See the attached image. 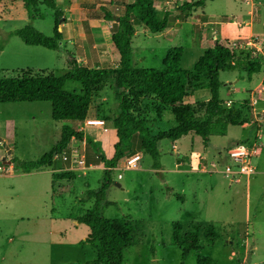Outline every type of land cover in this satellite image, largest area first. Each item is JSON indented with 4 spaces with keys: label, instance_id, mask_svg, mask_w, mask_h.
Segmentation results:
<instances>
[{
    "label": "rangeland",
    "instance_id": "obj_1",
    "mask_svg": "<svg viewBox=\"0 0 264 264\" xmlns=\"http://www.w3.org/2000/svg\"><path fill=\"white\" fill-rule=\"evenodd\" d=\"M197 1L154 0L160 16L169 14L167 33H150L134 24L131 53L136 67L161 68L167 49L177 46L183 49L181 66L192 71L198 57L212 47L216 35L222 45L249 54L259 62L260 69L251 76L238 70L220 72L221 104L241 108L240 125H229L224 135L212 129L206 143L194 133L176 141H157L158 168H153L149 155L139 152L122 157L111 169L101 212L107 218L131 220L138 238L136 245L124 249L122 264H180L182 249L171 244L175 222L180 223L182 233L192 225L201 230L213 225L218 233L214 243L200 236V249L190 251L183 264H197L199 257H210L211 264H264V83L252 90L264 73V0H202L200 5H193ZM117 2L37 0L42 17L31 21L22 0H0V77H14L23 70L60 76L71 69L70 54L89 68L115 65L118 55L110 40L113 21L105 20L104 15L108 9L113 15L119 14L122 3ZM184 2L192 6L179 9ZM57 13L64 16L59 19L64 22L58 50L25 45L17 36L9 35L30 24L51 36ZM250 19L255 21V34L246 36L238 27L237 32H229L234 38L231 41L214 32L219 25L210 22L204 28L200 26L207 21H228L236 26ZM248 42L256 43L260 50ZM193 81L182 103L201 115L207 98L202 86L207 78L201 75ZM230 81L235 82L228 84ZM114 83L110 77L103 84L92 98L97 117L83 122L53 120L49 102L0 103V172L5 174V164L12 163V157L31 161L47 152L63 124L82 132L85 124L90 125L87 120H103L102 126L95 127V136L86 133V138L71 139L69 150L62 152L67 160H61L60 154L53 158L52 168L59 166L74 173V178L54 184L53 198L50 175L41 171L47 168L23 174L12 163L13 177L0 174V264H93L94 248L81 243L89 228L77 218L94 203L93 198H86V190L98 189L103 180L104 166L97 156L111 158L114 153L112 122L104 125L106 120L102 119L106 115L112 121L118 112ZM193 84L197 86L194 90ZM64 89L78 90L79 85L68 81ZM173 125L172 114L166 112L160 122L154 123L153 130L163 132ZM257 129H261L259 135ZM252 145L256 152L250 162L255 173L249 178L226 173L227 168L235 170L229 152ZM132 158L134 166L130 165ZM78 159L83 164H71ZM7 182L13 184L6 187L16 188L26 197L7 198L3 185Z\"/></svg>",
    "mask_w": 264,
    "mask_h": 264
},
{
    "label": "trees",
    "instance_id": "obj_2",
    "mask_svg": "<svg viewBox=\"0 0 264 264\" xmlns=\"http://www.w3.org/2000/svg\"><path fill=\"white\" fill-rule=\"evenodd\" d=\"M29 19L32 21L42 17L37 0H22ZM202 0L193 5H200ZM121 12L113 15L105 10L104 19L113 21L110 40L117 52L118 61L115 65L101 68H89L77 61L73 54L68 60L71 69L57 76L52 73L32 74L23 70L14 77H0V103L14 102H49L51 118L55 121L83 122L97 117L98 108L92 104V98L100 93L103 84L110 77L114 78L115 97L118 101V112L112 119L116 142L111 158L98 155V161L103 164V180L98 189H88L86 198H93L91 207L77 218L89 228V233L81 243H87L95 250L93 264H122L123 251L138 243L136 228L126 217H104L100 203L104 200L105 188L110 182V171L116 167L120 159L126 155L143 152L153 160V168H158L159 153L157 141L165 138L175 141L180 137L194 133L208 141L212 129L218 135H224L229 125H240L241 108L234 109L223 106L219 98L222 85L219 80L220 72L238 70L248 76L260 69L259 62L249 54L236 52L233 48L224 46L214 39L212 47L206 49L195 62L192 71L181 66L182 47H169L159 69L136 67L131 53L134 24L143 25L150 33H160L168 26V13L160 16L154 0H131L122 3ZM192 6L188 2L179 9ZM52 35L45 36L42 32L27 24L11 32L25 45L40 46L49 50H58L63 38V28L60 18L55 16ZM205 75L207 81L202 86L208 92L203 114L197 115L196 110L188 104H183L187 96L190 82ZM75 82L78 90L64 89L66 82ZM195 83V82H194ZM197 86L193 84V89ZM173 116L174 125L163 132L155 133L154 123L160 122L164 113ZM109 120L106 115H102ZM82 139V133L69 124H63L57 141L40 157L31 161H22L15 157V163L22 172H31L51 167L54 157L69 150L71 139ZM58 172H53V180L72 179L74 173L63 171L59 166ZM200 236L207 243H214L218 233L213 225L203 230L192 225L189 230L181 232L178 222L172 225L171 244L181 248V263L190 251L199 250ZM210 257H199L197 264H211Z\"/></svg>",
    "mask_w": 264,
    "mask_h": 264
},
{
    "label": "crops",
    "instance_id": "obj_3",
    "mask_svg": "<svg viewBox=\"0 0 264 264\" xmlns=\"http://www.w3.org/2000/svg\"><path fill=\"white\" fill-rule=\"evenodd\" d=\"M114 1H117V0H109V2H114ZM131 0H118V2L117 3H128V2H130ZM100 5H102V4H99V6ZM108 12H110V9H108L107 10ZM235 16V15H234ZM212 23V24H214L215 26H217V25H219V26H217L218 27V29L216 28V31H214V32H218V34L222 37V36H226L227 37V39L229 40V41H231V40H233L234 38L232 37V36H230L229 35V32H232V33H235V32H237L238 31V27H240L239 29H241L243 32H244V34H246V36H250V37H252L255 33H254V23H255V21H253L252 19H250V21L248 22V21H244L243 23H239L238 22V24H236V26H231V24H229V22L228 21H226V22H219V21H216V22H212V21H207V22H202L201 24H200V26L201 27H205V25L206 24H208V23ZM77 23H79V21H77ZM77 23H76V29H78L79 27L77 26ZM176 23V22H175ZM238 25V26H237ZM107 26H109V25H107ZM143 26V25H142ZM144 27V26H143ZM168 27V26H167ZM166 27V28H167ZM62 28H63V24H62ZM145 28V27H144ZM232 28H234V29H232ZM145 30L148 32V30L145 28ZM74 31V30H73ZM77 32H79V30H77ZM160 33H167V29L166 30H163L162 32H160ZM215 38L217 39L218 37L215 35ZM252 47H254L255 49H256V43H254L253 44V46ZM256 74V73H255ZM263 76H264V73L263 72H261V76H260V79L258 80V82L256 83V84H254V86L252 87V90L255 88L256 89V86L258 87V85L259 84H263L264 83V78H263ZM235 81H230V82H227L228 84H232V83H234ZM230 89V88H229ZM194 90V89H193ZM251 90V89H250ZM205 91H206V96H207V98H206V101H207V99H208V92H207V90L205 89ZM251 99H252V97H251ZM254 99V98H253ZM103 121V120H102ZM110 122H112V121H108V120H106V121H104V125H106L107 123H110ZM71 123H77V122H71ZM96 126H102V125H86L85 124V127H84V129L82 130V136H83V138H86L85 137V134L86 133H91L93 136H95L96 135ZM111 128H113L112 127V125L110 126ZM260 131H261V129H257L256 130V134H260ZM263 136H264V131H263V134H262ZM178 140V139H177ZM176 141V140H175ZM9 148V147H8ZM261 148H264V143L262 142V144H261ZM260 148V149H261ZM137 153H139V152H137ZM5 165H7V171H8V173L7 174H5V173H1L0 172V174L1 175H3L4 174V176H6V177H13L12 175H14V164H12V163H10L9 165L8 164H5ZM62 169V168H61ZM64 169V168H63ZM62 169V170H63ZM41 170V169H40ZM56 170H59V169H57V168H52V166L51 167H47V170H41V171H45V173H49V175H50V186H51V191H50V197L51 198H53V195H52V192H53V188H54V184L55 183H58L59 181L58 180H53V177H52V174H53V172L54 171H56ZM10 171V172H9ZM23 174H29L30 172H22ZM19 175V174H18ZM63 180V179H62ZM61 181V180H60ZM231 182V181H230ZM5 184V185H4ZM7 184L10 186V185H12L13 184V182H7V183H3V185L6 187L7 186ZM4 193L7 195V198H10L11 197V199H13L14 197H26L24 194H21L20 193V191L19 190H17L16 188H13V187H11V188H8V187H6V189H5V191H4ZM247 197H248V193H247ZM17 201H19L20 202V199H18ZM14 202H15V200H14ZM10 215H13L12 213H9Z\"/></svg>",
    "mask_w": 264,
    "mask_h": 264
},
{
    "label": "built area",
    "instance_id": "obj_4",
    "mask_svg": "<svg viewBox=\"0 0 264 264\" xmlns=\"http://www.w3.org/2000/svg\"><path fill=\"white\" fill-rule=\"evenodd\" d=\"M254 43L248 42L247 45L253 46ZM256 50L259 51L260 49L258 48V46L256 45ZM97 121L96 123H91L89 122V120H87L88 124L91 125H100L102 124L101 120H94ZM256 152L255 146L252 145L251 148H248L247 146H240L238 148H235L234 150H231L229 152V159L231 160V162L233 163V165H235V170H231L230 168L226 169V173L228 174H233L235 176L239 175V176H247V178H249L251 175H253L254 172V168L251 165L250 159L251 156H253V154ZM72 159L76 158L75 156H71ZM60 159L61 160H67V156L66 154L61 153L60 154ZM73 163H77V164H83L82 160H76ZM130 165L134 166L135 165V158H132L130 160ZM1 169V168H0ZM237 180V179H235Z\"/></svg>",
    "mask_w": 264,
    "mask_h": 264
},
{
    "label": "water",
    "instance_id": "obj_5",
    "mask_svg": "<svg viewBox=\"0 0 264 264\" xmlns=\"http://www.w3.org/2000/svg\"><path fill=\"white\" fill-rule=\"evenodd\" d=\"M5 148H6L7 154L11 156L9 148L7 146H5ZM7 160H8V162H10L9 158H7Z\"/></svg>",
    "mask_w": 264,
    "mask_h": 264
},
{
    "label": "bare ground",
    "instance_id": "obj_6",
    "mask_svg": "<svg viewBox=\"0 0 264 264\" xmlns=\"http://www.w3.org/2000/svg\"><path fill=\"white\" fill-rule=\"evenodd\" d=\"M89 122H91V123H96L97 121H94V120H89Z\"/></svg>",
    "mask_w": 264,
    "mask_h": 264
}]
</instances>
